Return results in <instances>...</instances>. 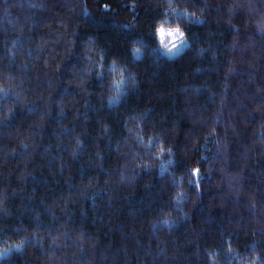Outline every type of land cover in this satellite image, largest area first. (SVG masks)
<instances>
[{
	"label": "trees",
	"instance_id": "trees-1",
	"mask_svg": "<svg viewBox=\"0 0 264 264\" xmlns=\"http://www.w3.org/2000/svg\"><path fill=\"white\" fill-rule=\"evenodd\" d=\"M165 6L0 0V264H264V0H177L202 23L171 59L151 50ZM113 58L138 87L110 108Z\"/></svg>",
	"mask_w": 264,
	"mask_h": 264
},
{
	"label": "clouds",
	"instance_id": "clouds-1",
	"mask_svg": "<svg viewBox=\"0 0 264 264\" xmlns=\"http://www.w3.org/2000/svg\"><path fill=\"white\" fill-rule=\"evenodd\" d=\"M165 8L162 11V15L155 21L152 35L156 40L154 46L151 45V50L153 52L159 51L162 54H166L169 59L173 57V54L178 50L183 48L189 43L188 32L185 28V23L188 22H199L198 17L192 10L188 8L181 9L177 6V0H165ZM135 9V3L130 5V10ZM134 22L131 27H134ZM88 41L95 42L94 36H89L85 41V45H88ZM149 47L148 43L143 38H136L130 44L131 58L134 62H139L144 59L145 48ZM103 57H101L102 61ZM107 71L110 75V80L108 83V95L106 97L107 105L112 107H117L128 93L129 88L138 87V81L136 79V74L130 72L128 67L121 63L118 59L113 58L110 60L106 69L102 66L98 70V75L103 79L104 72ZM167 152L168 159H163V156ZM173 153L171 149H165L163 146H159V150L156 153V158L159 160L158 174L163 177L165 174L172 176L171 168L168 167L171 162L173 167L175 165V160L173 158ZM175 185V191L172 196L173 204L177 209L182 208L183 203L186 199V193L183 189V177L176 176L172 181ZM160 226L164 228H171L174 224V220L165 215L160 221ZM14 247L20 249L22 244L20 241H15ZM3 244H0V252L8 251ZM228 251L236 253L237 250L233 249L231 246L228 247ZM210 258L212 264H216L215 252L210 253ZM241 264H262L259 252L253 248L250 257L241 258Z\"/></svg>",
	"mask_w": 264,
	"mask_h": 264
},
{
	"label": "rangeland",
	"instance_id": "rangeland-1",
	"mask_svg": "<svg viewBox=\"0 0 264 264\" xmlns=\"http://www.w3.org/2000/svg\"><path fill=\"white\" fill-rule=\"evenodd\" d=\"M185 46H186V45H185ZM185 46H184V47H185ZM184 47H183V48H184ZM183 48L178 49L173 55H176L177 53H179Z\"/></svg>",
	"mask_w": 264,
	"mask_h": 264
},
{
	"label": "snow or ice",
	"instance_id": "snow-or-ice-1",
	"mask_svg": "<svg viewBox=\"0 0 264 264\" xmlns=\"http://www.w3.org/2000/svg\"><path fill=\"white\" fill-rule=\"evenodd\" d=\"M4 255V252H0V256H3Z\"/></svg>",
	"mask_w": 264,
	"mask_h": 264
}]
</instances>
